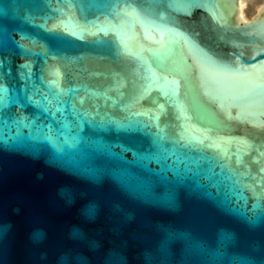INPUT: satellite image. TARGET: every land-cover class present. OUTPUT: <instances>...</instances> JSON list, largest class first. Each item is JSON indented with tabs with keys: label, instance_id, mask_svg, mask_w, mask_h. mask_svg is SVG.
<instances>
[{
	"label": "water",
	"instance_id": "water-1",
	"mask_svg": "<svg viewBox=\"0 0 264 264\" xmlns=\"http://www.w3.org/2000/svg\"><path fill=\"white\" fill-rule=\"evenodd\" d=\"M0 264H264V10L0 0Z\"/></svg>",
	"mask_w": 264,
	"mask_h": 264
},
{
	"label": "bare ground",
	"instance_id": "bare-ground-1",
	"mask_svg": "<svg viewBox=\"0 0 264 264\" xmlns=\"http://www.w3.org/2000/svg\"><path fill=\"white\" fill-rule=\"evenodd\" d=\"M239 9L244 17L254 18L264 10V0H239Z\"/></svg>",
	"mask_w": 264,
	"mask_h": 264
}]
</instances>
